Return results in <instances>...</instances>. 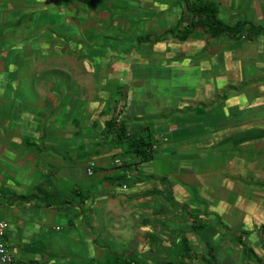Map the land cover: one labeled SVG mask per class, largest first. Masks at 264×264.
Here are the masks:
<instances>
[{"label":"crops","instance_id":"obj_1","mask_svg":"<svg viewBox=\"0 0 264 264\" xmlns=\"http://www.w3.org/2000/svg\"><path fill=\"white\" fill-rule=\"evenodd\" d=\"M167 1L0 0V220L15 264H258L244 246L264 263V0H202L231 34L191 25L185 40L142 42L202 87L120 84L135 51L109 49L130 30L119 17L141 8L152 36L184 27L192 14ZM92 57L115 90L97 87Z\"/></svg>","mask_w":264,"mask_h":264},{"label":"rangeland","instance_id":"obj_2","mask_svg":"<svg viewBox=\"0 0 264 264\" xmlns=\"http://www.w3.org/2000/svg\"><path fill=\"white\" fill-rule=\"evenodd\" d=\"M167 2L169 3V2H171V0H168ZM142 11L143 10H141V8H135L134 10L131 11L129 16H127L125 18L119 17L121 19H124L125 22L128 21V23L130 25V30L127 31V30H125V28H120L118 31L119 37L110 36L108 44H109V49L110 50L114 49L113 52L116 54L117 53H121V54L124 53V55H127V53H131V52L133 53V51H135V52H139L141 55L140 58H142V52H143V57L146 61L143 63V62H139V60H136L135 59L136 57L134 56V54H136L135 52L132 54V56L129 54L126 57L128 59V61H126V63L123 64L124 66H121L120 69L116 72V79L122 80L120 84L126 85L129 82L128 80H131L129 78H126V76L131 74L134 76V79L137 80V77H136L137 74L146 73L147 77H145V79L148 82V84L146 86H152L153 82L157 81V84L164 85V87H174L176 85H188V86L202 87V86H200V81H199L198 77L187 75L185 71L181 72L180 74H178L176 76L174 75V73L176 72V68L178 69L179 66L184 65L185 62L182 59H178L177 61H175V63H174L175 66H173V63H171L169 65V63L163 62V61H156L155 62L154 60H152L151 57H148V52L150 53L149 47H146V50H145V46H143L142 42L140 43L138 41V38L140 36L147 34V33H151V34H156V33L153 32V30L150 27H148V21H149L148 19H150V20L153 19L152 16L150 14H145L144 12L141 13ZM155 17H157V15H155ZM153 42H155V41H153ZM149 43H147V44H149ZM141 50H142V52H141ZM118 56H120V55H118ZM104 57L106 59L105 61H107L109 59L108 55H105ZM92 59L94 61L91 64L95 65L94 70L98 75V76H95V81H96L97 87L98 88L107 87L108 90H110V88L115 90V88H117V84H111L109 82H105V78H106L105 75L99 76L100 73L98 72L99 67L103 66L107 69L109 67L108 65L110 63L105 62V61L103 62V61H101L102 59L99 60L97 57H92ZM115 60H117V59H115ZM118 63H121V62L118 61ZM80 64L82 65V63H80ZM156 68H158L162 71H166V73L167 74L169 73L170 75H172V77H170V78H167V76H165V78L164 77H156L155 76ZM70 81H71V84L73 85L74 79H70ZM77 81L79 83H81L82 78L78 79ZM222 83L223 82H219V84H222ZM176 91L178 92V95H179V92H180L179 89H176ZM114 96H115V98H118V93H114ZM96 100L101 102V100L99 98L98 99L96 98ZM174 100H176V98H174ZM215 109L220 111L219 118H222L223 114L226 116V114H227L226 107L218 106ZM229 110H232V109L230 108ZM77 114H78V110L75 111V116H77ZM243 120L244 119L241 118V121H243ZM259 127H254V128L259 129ZM261 127H263V126H261ZM254 128H251V129H254ZM261 162L264 163V157H261V156L257 157V165H259ZM199 207L201 208V206H199ZM250 239L252 240V237ZM259 244H261V243H259ZM262 247H264V246H262ZM258 251L260 253H262V255H264V249L262 251L259 249ZM251 257L253 258L254 256L252 255ZM241 262H242V259H241Z\"/></svg>","mask_w":264,"mask_h":264},{"label":"trees","instance_id":"obj_3","mask_svg":"<svg viewBox=\"0 0 264 264\" xmlns=\"http://www.w3.org/2000/svg\"><path fill=\"white\" fill-rule=\"evenodd\" d=\"M178 3L181 5L182 9L190 12L191 19L189 18L188 23L184 25V27H180L179 22L175 28L168 29L167 31L157 34L150 35L149 33L140 36L138 38L139 42H147V41H158L162 40L165 33H174L176 39L185 40L188 34L190 33V26L193 27L195 25L201 26L209 37L215 38L222 34H231L236 30V27H231L230 25L224 23L220 18L216 15V9L212 5L206 2H202V0H178ZM176 30V31H175ZM152 36V39H151ZM116 137L118 141L126 138V131L124 125H118L116 128ZM130 147L132 151L139 157L138 162H144L152 158V140L151 136L146 134H140L137 137H133L129 139ZM258 185H264V182L258 181L256 182ZM262 231H264V225L261 227ZM241 241V239H240ZM183 243L186 245V241ZM244 251L248 254V256H254L253 258L256 260L258 264L262 263V260L259 256H257L251 249L246 248L244 246ZM128 264V263H124Z\"/></svg>","mask_w":264,"mask_h":264},{"label":"built area","instance_id":"obj_4","mask_svg":"<svg viewBox=\"0 0 264 264\" xmlns=\"http://www.w3.org/2000/svg\"><path fill=\"white\" fill-rule=\"evenodd\" d=\"M119 159H115V163H119ZM93 163H91L87 167V172L90 174L92 173L91 166ZM8 228V222L6 220H0V264H15V258L14 255L7 244V242L4 240L5 231Z\"/></svg>","mask_w":264,"mask_h":264}]
</instances>
